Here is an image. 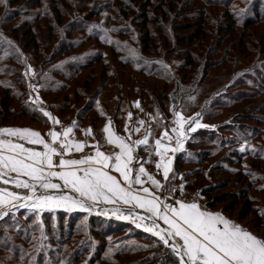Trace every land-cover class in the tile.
<instances>
[{"label": "rangeland", "instance_id": "374dc122", "mask_svg": "<svg viewBox=\"0 0 264 264\" xmlns=\"http://www.w3.org/2000/svg\"><path fill=\"white\" fill-rule=\"evenodd\" d=\"M181 1L154 0L155 5L162 3L170 12L163 22L158 14L157 24L163 28L162 36L154 24L148 23L146 28L154 38L150 42L131 12L126 16L118 12L119 5L131 6L139 12V0H37V4L35 0H7L0 3V98L11 96V92L3 91L10 87L13 96L20 101L11 97L12 112L20 108L17 103H28L35 109L43 104L53 113L50 107L58 109L62 97L55 93L44 96L43 92L48 87L56 92L67 84L60 74L67 78L71 66H84L87 59L102 54L104 64L108 63L113 71L111 79H104L112 88L108 90V97L113 94L116 74L122 69L123 81L129 75L144 79L134 70L156 77V80L145 79L149 91L144 94L142 103L150 112H156L159 104L161 113L156 117L163 122L168 117L169 105L173 108L180 104L178 97L174 100L170 96L159 103V99L152 102L151 96L171 95L173 87L179 84L183 89L178 96L189 94L180 107H187L185 110L190 112L187 117L192 118L195 129L188 140L196 142L198 147L187 152L192 160L182 166L181 179H174L176 192H181L182 184L185 189L186 182L195 183L199 191L228 183L226 189L215 195L243 188L254 202L253 206L264 216V85L261 83L264 81V2L218 0L224 2L221 7L211 4L210 0H185L189 2L187 5H181ZM225 11L235 21L231 32L224 31ZM201 15L203 34L200 38L192 44L179 42L187 34L178 35L173 30L174 25L199 21ZM118 32L124 36H116ZM163 36L167 39L165 44ZM111 42L114 58H122L123 64L130 67L114 61L108 46ZM62 48L66 51L57 58ZM186 55L188 63H184ZM102 66L95 65L72 76L68 93L72 118H76L77 108L91 99L101 79L81 89L80 98L73 99L71 93L83 85L88 72L99 77ZM50 81L53 83L49 86ZM123 87L120 95L123 103L138 100L131 86ZM126 92L129 98H125ZM118 100L113 98L108 103L109 108L112 107L109 112ZM53 117L59 120L55 114ZM54 129L61 132L59 127ZM204 132L211 135L210 141L201 140ZM163 186L165 183L157 196L162 208L165 204L160 198ZM51 191L56 193L52 195H58L61 190ZM62 192L73 197L64 188ZM229 203L223 201L217 207ZM238 210L239 206L231 215L237 216ZM242 221L255 229L251 215ZM146 227L152 231H146ZM255 230L264 238V225ZM0 231V264H91L90 261L98 257L92 264H100V258L104 257L121 264L127 258L135 260L137 257H117V253L136 250L152 258L162 252L157 250L160 245L167 247L154 234H164L161 229L142 217L119 210L89 209L73 205L71 201L50 202L43 208L11 212L0 219ZM169 240L177 245L172 237ZM178 260L180 264L179 257Z\"/></svg>", "mask_w": 264, "mask_h": 264}, {"label": "snow or ice", "instance_id": "6c2138e0", "mask_svg": "<svg viewBox=\"0 0 264 264\" xmlns=\"http://www.w3.org/2000/svg\"><path fill=\"white\" fill-rule=\"evenodd\" d=\"M0 3H7V0H0ZM136 107H139L137 102ZM46 117H50V114L44 112ZM130 115V114H129ZM54 123H59L55 121ZM75 123V122H74ZM139 124H144V121H139ZM73 129L71 127L64 129V135L67 136ZM105 133L109 132V127L105 126L103 129ZM139 131V129H135ZM192 131H195L193 128ZM0 133H7L12 136H18L20 139H28L30 143L42 144L45 151L37 152L33 149L24 148L23 144H13L11 141L0 140V148L5 143L12 150H19L16 157H5L0 152V177H3L5 173L2 169H7L9 172L17 173V175L23 174L28 176L32 181L38 183H29L28 181L15 180V186L17 188H24L29 190L32 195L20 196L14 192H7L5 189H0V205L4 202V196L7 195L13 201H32V208H43L50 202L57 204L65 201H71L73 205L80 204L84 207L81 201L75 197H70L63 194L62 189L67 188L69 185L72 190L79 193L80 196L95 200L98 196L103 194L105 190L113 194V196L121 195L125 203H130L131 200H141L140 197L134 196L131 191L125 190L120 186L119 181L115 176L110 175L107 171H102L101 167H94L93 165H101L103 168L112 167L114 170L121 174L125 182L129 181V173L133 170L129 168L132 163L133 157L131 155V146L123 142L124 138L116 136L115 139L108 137V143H116L120 148L119 153H113L105 155L103 152L97 151L95 156L87 155L81 159H59L58 163L54 165L52 156L61 155L56 147H52L40 138V133L32 131L30 129H0ZM91 134V129L86 130V135ZM53 141L56 140L59 133L51 132ZM167 135V132L164 133ZM35 137L36 139H30ZM71 143V142H70ZM138 145L148 144V134L144 139L135 141ZM161 140H156V145L159 146ZM61 149L67 150L69 144H61ZM76 151H81L83 148L82 142H76ZM243 151V149H241ZM27 153V155H24ZM156 155H161L159 152ZM122 157H126L123 160ZM114 163L109 164L110 161ZM25 161H31L25 163ZM87 165V167L77 168L73 171H53L54 166L64 168L65 166H81ZM157 168H160V164H157ZM47 169V171H46ZM77 172H82L83 175H78ZM140 174H146L145 169L141 166L138 169L137 175L134 178V183L140 184ZM52 177H59L63 184L52 183ZM164 178H168V170L165 168ZM148 179L153 185L159 187L160 182L154 179L151 175ZM4 183H8V180H4ZM131 188V183L128 185ZM43 189L37 194V189ZM61 190L60 194L52 195L47 194L46 190ZM144 193H148L149 189L144 188ZM33 196L35 199H33ZM130 198V199H129ZM108 197L105 196V200ZM179 204V210L173 208L171 205L164 204L163 209H160L157 205L156 198L153 200H145L141 203V207L148 205L147 211L153 216L162 219L166 224L170 226L172 231H166V235L161 233H154L158 235L160 240L165 245H169V238L175 236L179 237L183 243L179 246L172 244L173 251L180 258V264H264V239L258 238L254 234L241 228L239 225L234 224L228 219L224 218L218 213H210L206 210H201L196 203H184L177 201ZM13 207H28V204H13ZM11 211L9 208L6 211H0V219L8 215ZM172 213V218H169L168 212ZM179 221V222H178ZM222 225V227L220 226ZM152 226L158 227L156 220L152 219ZM139 227V225H137ZM146 231H152V228H145Z\"/></svg>", "mask_w": 264, "mask_h": 264}, {"label": "crops", "instance_id": "0c3cea01", "mask_svg": "<svg viewBox=\"0 0 264 264\" xmlns=\"http://www.w3.org/2000/svg\"><path fill=\"white\" fill-rule=\"evenodd\" d=\"M137 102L139 101H131L130 107L127 112L122 113L119 118L117 125L113 122L112 118L108 115L104 117H99L98 112L96 110L90 111L88 114L80 117V118H71L68 121H60L57 120L53 113L44 108V105L41 104L37 106L38 111L44 116L46 122H37L33 120H29L27 118L23 119H7L5 122L0 121V129H30L32 131L40 133V138L43 139L46 143L50 144L52 147H56L59 152H62L61 155H53L52 159L54 165L58 163L59 159H81L87 155L95 156L97 148L99 151L103 152L105 155H110L113 153H119L120 148L116 143H108V137H112L115 139L116 136L123 137V142L129 146H131L132 152L131 155L133 157L132 163L129 165L133 171L129 173V181L125 182L120 173L116 172L114 168L111 166L108 168H103L101 165H93L94 167H101L102 171H107L110 175L115 176L120 183V186L123 187L127 191H131L134 196H138L141 200H131L130 203H125L124 198L121 195L113 196L112 193L105 192L98 196L95 200L89 199L86 197H82L79 193L72 190L69 185L67 190L69 194L77 197L81 202L90 204L92 206H103L109 207V205L117 206V208L134 210L137 212L144 213L151 218L155 219L161 225L165 227V229H169L172 231L170 226L166 224L162 219H159L153 216L146 209L148 205L141 207V203L145 200H153L156 198L157 205L160 209H163L160 204V200L157 199L158 192L163 183H165L169 179H177L180 180L181 176L175 175V158L176 156L185 151L186 142L189 139L190 135L194 132L192 129L194 125L192 124V118L184 116L182 113L174 112L172 113L169 120L166 122H158L154 116V114L150 111H142L139 107H136ZM44 112L50 114V117H46ZM130 114V115H129ZM55 121H59V123H54ZM139 121H144V124H139ZM48 122V123H47ZM75 122V123H74ZM162 123V124H161ZM105 126L109 127V132L105 133L103 129ZM54 127H59L61 132H56ZM71 127L73 131L69 133L67 136L64 135V129ZM139 129V131H135V129ZM91 129V134L86 135V130ZM51 132L59 133L56 140L53 141ZM167 132V135L164 133ZM148 134V144L147 145H138L135 143L137 140L144 139L145 135ZM30 139H36L35 137H30ZM0 140L11 141L13 144H23L26 149H33L37 152H44L45 149L42 144H33L30 143L28 139H20L18 136H12L7 133H0ZM156 140H161V144L159 146L156 145ZM71 142V143H70ZM76 142H82L83 148L81 151H76ZM61 144H69V148L67 150L61 149L59 146ZM19 150H12L9 148L8 143H5L2 148H0V152L3 153L5 157H16L20 159L21 157L17 155ZM159 152L161 155H156ZM24 155H27L25 153ZM123 160H126V157H122ZM31 161H25V163H30ZM114 163L110 161L111 165ZM157 164H160V168H157ZM143 166L146 174H140V184L134 183V178L137 175L138 169ZM87 167V165L81 166H65L64 168L53 167L51 170L53 171H73L77 168ZM165 168L168 170V178H164ZM5 173L3 177H0V189H5L7 192H14L19 194L20 196L24 195H32V193L24 188H17L15 186V180L19 179L21 181H28L29 183H38L37 181H32L28 176L23 174L17 175V173L9 172L6 168L2 169ZM47 171V169H46ZM78 175H83L82 172H77ZM151 175L154 179L160 182V186L157 187L152 184V182L148 179V176ZM4 180H8V183H4ZM51 182H57L58 184H63V181L59 179V177H52ZM131 183V188L129 189L128 185ZM183 185L179 186L180 189V200L184 203H196L201 210H206L210 213H218L229 221L233 222L236 225H239L241 228L247 230L248 232L254 234L258 238L264 239L260 233H258L255 229H251L248 225H246L242 220L238 219L236 215H231L221 211L220 209H211L206 205L205 199L200 195L199 192H193L186 189H183ZM148 188L149 192L144 193L143 189ZM41 191L39 188L37 189V194ZM47 194H56L51 190L46 191ZM105 196L108 197L105 200ZM33 199L35 197L33 196ZM130 199V198H129ZM28 204V207H13V204ZM173 208L179 210V204L177 202L172 206ZM11 208V212H15L20 209L32 208V201H13L7 195L4 196V202L0 205V211H6ZM26 211V210H25ZM169 218H172V213L168 212ZM5 217V216H4ZM3 217V218H4ZM2 218V219H3ZM179 222V221H178ZM222 227V225H220ZM172 239L177 243V245H181L183 241L179 237L173 236Z\"/></svg>", "mask_w": 264, "mask_h": 264}, {"label": "trees", "instance_id": "16d2710c", "mask_svg": "<svg viewBox=\"0 0 264 264\" xmlns=\"http://www.w3.org/2000/svg\"><path fill=\"white\" fill-rule=\"evenodd\" d=\"M22 1V0H20ZM36 4L38 3L37 0H35ZM141 1L139 3L138 9L139 12L134 11L133 7L128 6V7H120V5L118 6V12L121 16H126L128 15V12H131L134 15L135 21H137V23L139 24V26L141 27V29L144 31V35L147 37L146 40L147 42H150L153 38V34H149L148 30H147V25L148 23H152L155 25L156 29L158 31H160L161 36H162V32H163V28L161 27L160 24L158 23V14H160V17L162 19V22L166 20V18H168L169 16V12L164 9L163 4H158L155 5L154 4V0H139ZM208 1V0H207ZM264 2V0H262ZM176 2L178 3V0H176ZM180 2V1H179ZM212 2V3H211ZM189 2H185V0L181 1V5H187ZM211 4H216L219 5L221 7H224V2L223 1H219L218 0H210ZM227 4V3H226ZM229 13L225 11V30L224 31H228L231 32L234 29V25H235V21L232 19V17L230 15H228ZM255 16V15H254ZM261 16V15H259ZM201 20H194L193 22H186L185 24H178V25H174V31L180 34H187L185 36H183L182 38H180V40H178L179 42L181 41L182 43H186V44H192L194 42H196L200 36L203 34V30H202V18L203 16H200ZM261 18V17H260ZM254 20H256V18L254 17ZM249 23V22H248ZM248 23H246V27H248L249 25H247ZM190 29H193V31L190 32ZM189 33V34H188ZM116 36L118 37H122L124 36V33L118 32L116 33ZM167 37V35H166ZM165 36H163V44H165L167 42V39ZM114 42V41H113ZM113 42H111L109 46V50L111 51V56L112 58H114V56L112 55V51L114 50V45ZM66 50L62 48V52H60V54H58L57 58L61 57L63 55V53ZM188 56L186 55V58L184 60V63H188L187 60ZM114 61L120 64H123V60L122 58H118L117 60L114 58ZM105 63V58L104 55L102 54H97L95 56H93V58L91 59H87L86 64L84 66H80L78 68L75 67H70V76L65 78L63 75L64 74H60L62 78H64L67 82V84H65L62 88L56 90V92H51V87H48L45 92H43V95H48L51 93H55L56 95H60V97H62L61 100V104L59 106L58 109H53V107L51 106L49 109L53 112V114H55V116L60 120V121H68L69 119H71L72 117L69 115V111H70V107H71V100L68 94L69 90H70V82L73 79L74 76H78V74H80L81 72L87 70V69H91V67L95 66V65H103L102 69L99 73V77H97L93 72H88L86 78L83 81V85L79 86L78 89L71 93L73 96V99H77L80 98V90L83 89H87L89 88L91 85H94L93 83L97 81V78L101 79V81L99 82V84L97 86H95V91L92 94L91 99L86 102L82 107L77 108L76 111V119L80 118L86 114H88L90 111H94L96 110L98 112V116L99 117H104L105 115H108L109 117L112 118L113 122L115 123V125H117V122L119 120V118L121 117L122 113L127 112L128 108L130 107L131 101H126L125 103L122 102L120 95H122L123 90H122V86H124L123 88H125V85H129L131 86L130 88H133V92L135 94H137V101H139L140 104V108L142 111H149L150 109H148L147 107L144 106V104L142 103V98L144 96V94L149 91V87L147 86L145 79H151V80H156L155 76H148L146 73L144 74L142 71L140 70H134V73H137V75H142L144 77L143 80L140 79H136L133 76L131 77V75L127 76V78L123 81V78L120 77L122 75L125 74V72H123L124 69H122V71L118 74H116L118 77L115 81L116 85L114 87V92L113 94H110V97H108V90H112L111 86L109 87V84H105V78L111 79V73H113V71L111 69H109L108 67V63L107 65L104 64ZM125 67H130L129 64H123ZM57 74V73H54ZM66 75V74H65ZM73 76V77H72ZM72 77V78H71ZM53 82L50 81V83H48V85L50 86ZM261 83H263L264 85V81H261ZM183 87V86H182ZM182 87L179 86V84H176L173 87V90L171 92V95H166V94H158V96H151L152 98V102H154L155 100L159 99V103L166 101L170 96L173 97L174 100L177 99V101L181 104H184V101L187 99V97L189 96L188 93H184L183 95L180 94L178 96V92L182 91ZM3 91H5V93H10L11 92V96L8 98L6 95L2 96L0 98V121L5 122L7 119H23V118H27L29 120H33V121H37V122H46V119L44 118V116L34 107H32L30 104L28 105L25 103H21L18 104L19 105V109H17L16 111H11L13 106V101L12 98L15 99V101H19V98L16 99V97H14V93L12 91V88L10 87H6L3 89ZM106 91H107V96H106ZM106 96V97H105ZM129 92L125 93V98H129ZM111 98V99H110ZM113 98H119V100L117 102H115V106L113 108V111L109 112L111 108H109L108 103L113 101ZM130 100V99H129ZM20 102V101H19ZM171 104L175 103L170 101ZM180 104H177V106L173 107L169 105L168 107V117L167 119H165L163 122H166L170 116L172 115V112L174 111H180L184 116H188L190 114V112H187V107L184 108L180 107ZM11 105V106H10ZM157 110L156 112H152L156 118V120L158 122H161V119L159 117H156V114H160V107L159 104L156 105ZM183 108V109H182ZM186 109V110H185ZM48 123V122H47ZM198 135V134H197ZM210 134L207 132H204L201 135V140L203 142H208L210 141ZM198 146H196V142L192 141V140H187L186 142V148L185 151L179 153L176 158H175V162H174V168H175V175L176 176H180L182 174L181 172V168L183 165L186 164H190V160H192V158H190L189 154L187 153L189 150L194 151L193 149H196ZM228 186V183H222V184H217V186H215L214 188H204V189H200L197 190L195 183L191 184V183H187L185 184V189L189 190V191H193V192H198L200 193V195L207 201V206L211 209H219L217 206L222 203L223 201H229L230 203L227 204L226 206H221L220 210L231 214L233 213L237 207L239 206V210H238V214L237 217L238 219L242 220L244 218H246L248 215H251L253 217V221H254V228L255 229H259L261 227H263L264 225V216L262 214H260L257 210L256 207H254V202L252 200H250V198L248 197V192L245 191V189L243 188H238L237 190L233 191V192H225L224 194H220V195H215V193L220 192L224 189H226V187ZM215 195V196H214ZM217 207V208H216ZM89 208V207H87ZM89 209H94V208H89ZM1 232V231H0ZM107 235V234H105ZM2 236V235H0ZM2 250V247L0 246V251ZM158 251H162L159 254H155L152 256V258H149L148 256H143L142 251H127L125 253H117V257H121L122 255L124 256H128V255H135L137 258L135 260H129L128 258L126 259L125 262H122L121 264H179V260L178 257L174 254V252L168 248V246L165 248H163V246H159V248H157ZM103 252H105V250H103ZM98 258L94 259V262L96 260H98ZM92 260L90 261V263H94ZM100 264H119L117 262L114 261H109L107 258H100Z\"/></svg>", "mask_w": 264, "mask_h": 264}, {"label": "built area", "instance_id": "2783aa9c", "mask_svg": "<svg viewBox=\"0 0 264 264\" xmlns=\"http://www.w3.org/2000/svg\"><path fill=\"white\" fill-rule=\"evenodd\" d=\"M176 190L177 189L175 188V182H174V180L173 179H170V180H168V182H165V186L162 187V191L160 193V198H162L164 200V203L165 204H167V205H173L177 201L180 200V196L176 192ZM164 234L166 235V232ZM169 243L172 245L171 240H169Z\"/></svg>", "mask_w": 264, "mask_h": 264}, {"label": "water", "instance_id": "95a60500", "mask_svg": "<svg viewBox=\"0 0 264 264\" xmlns=\"http://www.w3.org/2000/svg\"><path fill=\"white\" fill-rule=\"evenodd\" d=\"M75 197V196H73ZM77 200H79L77 197H75ZM80 201V200H79ZM82 204L86 207H89V208H94V209H104V210H108V209H112V210H119L121 212H124V213H128V214H132V215H137L139 217H142L143 219L147 220L148 222H150L152 224V219L150 216L144 214V213H141V212H137V211H134V210H128V209H121V208H116V207H103V206H92L90 204H87V203H83ZM156 224L158 225V227L161 229V231L163 233H165L166 231H163V230H166L165 227L163 225H161L159 222L156 221ZM171 244L169 243L168 248H170L172 251H173V248L170 246ZM174 252V251H173ZM176 254V252H174ZM177 255V254H176ZM178 256V255H177ZM179 257V256H178ZM180 259V258H179Z\"/></svg>", "mask_w": 264, "mask_h": 264}]
</instances>
